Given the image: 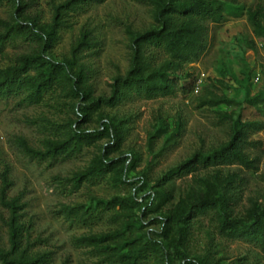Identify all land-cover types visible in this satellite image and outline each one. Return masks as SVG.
Returning a JSON list of instances; mask_svg holds the SVG:
<instances>
[{"label":"rangeland","instance_id":"374dc122","mask_svg":"<svg viewBox=\"0 0 264 264\" xmlns=\"http://www.w3.org/2000/svg\"><path fill=\"white\" fill-rule=\"evenodd\" d=\"M223 1L225 22L208 24L206 50L198 62L188 66L193 79L184 84L195 80L196 88L187 95L134 98L116 106L100 101L112 96L115 80L128 72L131 41L137 34L157 28L153 0H104L92 1L86 12L74 16L70 26L60 31L54 47L44 51L47 59L63 62L71 58L80 37L90 34L95 46L83 53L78 64L89 76L94 101H100L97 109L90 111L91 100L75 95L64 79L37 105L24 102L25 94L0 100V189L8 172L12 186L7 199L21 207L20 223L25 227L21 248L9 260L186 264L171 246L178 239L173 217L196 194L224 196L231 219L246 223L254 206L264 210V130L251 134L245 146L250 158L257 159V170L220 165L175 175L196 154L208 155L225 146L231 139L232 120L242 116L243 120L264 122L263 114L246 105L247 98L264 88V37L256 36L251 23L256 14L264 26V0ZM31 15L50 24L52 0H37ZM17 20L14 2L0 0V22ZM38 51L36 43L17 40L0 56V69L19 65L22 56ZM217 101L222 102L214 105ZM85 111L90 112L89 121H84ZM108 121L117 124L123 134L117 149L109 147V137L103 136L81 153L53 161L51 157L34 158L21 145L24 141L46 153L50 142L72 135L75 123H81L87 132H101L103 122ZM104 154L114 162L112 167L89 174ZM129 197L139 205H120V199ZM164 215L172 216L168 234L163 229ZM10 217L0 200L3 253L11 250ZM220 227L218 208L194 219L183 245L190 259H203L207 264H264L259 246L224 237ZM116 232L121 235L114 240L95 245L85 241ZM145 236L158 245L141 251ZM132 247L139 249L137 259L125 257Z\"/></svg>","mask_w":264,"mask_h":264},{"label":"trees","instance_id":"16d2710c","mask_svg":"<svg viewBox=\"0 0 264 264\" xmlns=\"http://www.w3.org/2000/svg\"><path fill=\"white\" fill-rule=\"evenodd\" d=\"M16 7L18 20L0 22L3 31H0V56L9 44L17 40L36 43L39 51L19 59V65L0 69V100L14 95L25 94L23 99L29 105L41 103L44 97L60 80H66L71 85V91L78 97L91 100L88 106L90 111L100 106V101L116 106L134 98L154 99L169 97L182 93L187 95L196 88L195 80L188 85L185 81L193 79L188 66L198 62L206 50L208 24L216 26L225 22L226 4L223 0H153L155 6L154 19L157 28L139 33L131 41V58L128 72L115 80L112 96L109 99L94 101L93 87L88 84L89 76L84 73L78 62L83 53L95 46L90 34H83L71 50V58L57 63L45 57L47 49H52L58 40L60 31L70 26V20L86 12L92 1L98 3L104 0H67L57 3L52 0V21L50 24L41 23L38 16H32V9L37 0H12ZM256 36L264 37V26L256 19L251 18ZM225 101V100H224ZM222 101L214 102V105ZM246 105L264 115V88L254 97L246 99ZM84 121H89L90 112L83 113ZM232 135L230 141L223 147L208 155L196 154L192 159L180 166L175 175L186 174L200 168L210 166L244 167L248 171L257 170V159L250 158L245 152L251 134L264 130V122L258 120H243L242 116L232 120ZM72 135L60 142H50L46 153L36 151L22 141L21 145L34 158L53 161H63L82 152L83 148L94 144L103 136L110 139L109 147L117 149L123 139L119 126L113 121L103 122V131L87 132L82 129L81 123H75ZM114 162L106 158V154L95 161L90 167V173H99L112 167ZM6 172L0 189L1 204L9 209L11 217L8 222L10 230L9 253L0 250V264H45L44 258L24 259L12 258L21 248L25 227L20 223V206L7 199V192L12 183ZM79 185V183H77ZM120 205L138 206L133 197L120 199ZM123 203V204H122ZM128 203V204H125ZM149 206V205H148ZM147 207V206H146ZM218 208L221 216L220 234L230 239L242 238L249 243L260 247L264 253V210L254 206L251 220L246 223L242 219H231L228 200L224 196H212L209 193L196 194L187 206L178 207L174 215L177 226L178 239L172 243L174 254L186 264H207L203 259H190L183 250L188 232L194 219L208 214ZM163 229L166 234L171 230L172 216H162ZM121 232L101 238L90 237L85 239L88 245L103 243L120 237ZM146 242L141 251L155 248L158 243L145 236ZM135 244V242H133ZM159 245H163L159 243ZM168 257L166 247L161 248ZM139 249L132 247L125 257L137 259ZM169 258V257H168Z\"/></svg>","mask_w":264,"mask_h":264}]
</instances>
